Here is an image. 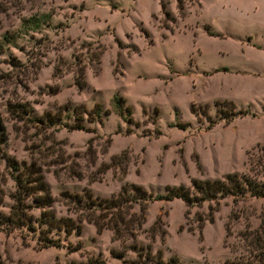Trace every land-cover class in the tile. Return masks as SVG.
I'll return each mask as SVG.
<instances>
[{"label":"rangeland","instance_id":"obj_1","mask_svg":"<svg viewBox=\"0 0 264 264\" xmlns=\"http://www.w3.org/2000/svg\"><path fill=\"white\" fill-rule=\"evenodd\" d=\"M0 120V213L13 203L11 161L34 164L56 217L80 227L49 234L51 246L28 226L0 231V264H136L131 240L86 221L87 194L135 184L155 195L227 174L264 182V0H0ZM263 219L264 197L249 192L157 200L134 244L154 233L163 261L224 264Z\"/></svg>","mask_w":264,"mask_h":264},{"label":"trees","instance_id":"obj_2","mask_svg":"<svg viewBox=\"0 0 264 264\" xmlns=\"http://www.w3.org/2000/svg\"><path fill=\"white\" fill-rule=\"evenodd\" d=\"M120 98L114 96L113 104L116 111L121 114ZM231 107V103H227ZM94 118H99L101 108L96 105L93 108ZM26 111H23L25 113ZM247 114V111H237L229 113L222 119L225 123L230 122L236 117ZM2 122L0 120V136L2 135ZM10 166L13 171L15 190L10 195L13 203L8 214L0 213V231L10 232L22 226H28L38 231V240L43 246L55 244L58 237H48L49 234L57 232L69 233L79 230L80 227L69 217H56L51 209L53 199L49 193V187L39 167L31 164L30 166L20 167L15 161H11ZM249 192L251 196L264 197V182L254 183L247 178H240L237 174H227L221 179L191 180V187L183 185L167 187L164 193L152 195L142 187L135 184H124L119 192L106 199H92L90 194L83 198L86 203L85 209L89 211L86 221L93 224L98 232L109 229L112 238L118 240H131L132 244L127 249L136 253V264H182L176 258L163 261L160 250L152 251L151 243L155 234L152 233L150 242L145 246L134 244L136 232L145 222V215L148 203L157 200L180 199L186 206L201 205L204 202H218L219 199L227 196L234 201L243 198ZM81 200V199H79ZM137 205L138 211H133ZM38 209V216H33L29 210ZM98 212V213H97ZM212 217L209 222L212 223ZM156 226V225H154ZM154 226L151 231L154 232ZM229 230L226 227V235ZM241 249L243 252L234 256L231 260H226L224 264H264V219L255 229L246 227L238 235ZM232 249H237L232 246ZM89 264H104L94 258Z\"/></svg>","mask_w":264,"mask_h":264}]
</instances>
